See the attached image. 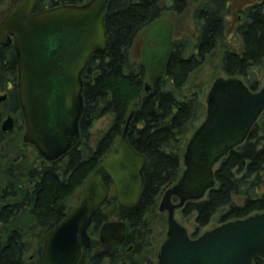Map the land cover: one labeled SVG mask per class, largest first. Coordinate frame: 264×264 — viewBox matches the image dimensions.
Wrapping results in <instances>:
<instances>
[{
  "label": "trees",
  "instance_id": "1",
  "mask_svg": "<svg viewBox=\"0 0 264 264\" xmlns=\"http://www.w3.org/2000/svg\"><path fill=\"white\" fill-rule=\"evenodd\" d=\"M86 1L39 0L35 10ZM160 2L111 0L105 20L107 49L103 55L91 57L82 75L80 129L84 136L61 159L42 167L33 177L32 187L0 204V264H40L45 235L72 210L66 200L84 188L100 162L118 145L131 112L126 138L146 158L142 192L130 208L119 205L114 192L108 195L87 229L90 246L81 264H157L151 236L155 225L163 232L166 223L158 203L164 191L179 179L186 143L205 115L199 89L193 92L186 86L220 40L230 0H208L196 10L195 17L202 21L197 43L174 39L163 78L146 92L147 73L139 60L131 59L129 49L151 22L161 18L165 7ZM185 7L186 0H172L174 12L180 13ZM237 31L241 52L226 50L221 68L227 77H238L251 91H257L261 83L254 68L264 67L262 6L249 9ZM106 115L112 116L108 129L90 146L86 131ZM214 179L215 187L203 199L187 202L179 209L192 229L191 238L198 237L218 213L220 225L264 212V112L246 140L216 165ZM102 180L108 190L112 189L105 173ZM110 218L127 226L120 245L105 246L98 240L100 227ZM26 219H31V224L25 229ZM28 249H34L35 255L26 257ZM252 264H264V260L256 258Z\"/></svg>",
  "mask_w": 264,
  "mask_h": 264
},
{
  "label": "water",
  "instance_id": "2",
  "mask_svg": "<svg viewBox=\"0 0 264 264\" xmlns=\"http://www.w3.org/2000/svg\"><path fill=\"white\" fill-rule=\"evenodd\" d=\"M39 0H19L0 24V44L13 37L17 59L18 98L26 122L24 142L32 144L43 160L62 158L80 138L84 104L83 81L88 62L103 55L108 40L105 20L111 0H88L33 12ZM173 23L156 19L143 31L139 61L145 69L148 92L163 78L173 52ZM264 112V83L251 91L238 77L217 78L205 100V115L190 135L183 170L158 203L166 213V238L157 264H252L264 260V212L229 221L191 238L175 218L187 202L198 201L215 187L219 161L241 145ZM128 116L116 148L100 162L82 189L76 206L44 237L40 264H81L90 246L87 229L108 198L102 174L111 181L119 205L130 208L143 188L144 155L126 138ZM176 199V202L173 201ZM127 226L122 221L102 224V245H120Z\"/></svg>",
  "mask_w": 264,
  "mask_h": 264
},
{
  "label": "rangeland",
  "instance_id": "3",
  "mask_svg": "<svg viewBox=\"0 0 264 264\" xmlns=\"http://www.w3.org/2000/svg\"><path fill=\"white\" fill-rule=\"evenodd\" d=\"M8 1V0H7ZM255 0H230L227 11L224 16V29L221 35L220 40L217 42L216 46L205 55L200 65L197 67L196 70L191 74V77L187 83L186 89L193 90V92L198 91L196 88L199 89V94L202 100V103L205 105L206 95L208 90L214 80L217 78H227V76L222 71V59L224 52L226 50H234L238 53L241 52V38L237 31V28L245 21V20H238L239 9L244 7V5L254 2ZM260 1V0H257ZM208 0H186V7L185 9L180 12L176 13L171 9L172 7V0H161L160 4L165 7V10L161 14L162 19H167L173 23L174 26V34L173 37L177 42H183L188 40L191 42L192 45L197 43L199 37V28L202 24L200 19L195 17L196 10L202 8ZM264 10V7L262 8ZM141 39L142 34L138 35L135 39L134 43L129 49V55L131 59L139 60V50L141 46ZM256 72H258V78L260 80L261 85L264 83V67H256L254 68ZM195 86V87H194ZM185 92V91H184ZM203 120V118H202ZM112 121L111 115H106L100 118L99 120L93 122L92 126L89 129V145L93 146L94 143L99 139V137L105 132L110 123ZM200 121L197 123V126L200 124ZM119 142V140H118ZM118 144V143H117ZM20 147L21 141L19 143L14 144L12 147L13 149L9 150L7 153V157L5 158L6 162L3 168H8L11 163V157H16V160L13 163H17L20 156ZM82 189L76 191L72 194L67 200L66 205L69 209H73L80 197ZM114 191L110 189L109 193L112 194ZM162 217L166 220V213H161ZM219 213L214 215L210 221V223L204 227L199 235L202 233L209 231L217 226H219L218 218ZM22 218H25L23 216ZM176 220L181 223L188 233L191 232V227L189 222L183 220L179 214V210L175 212ZM109 221H117L115 218H110ZM157 222V221H156ZM31 224V219H26L23 227L28 228ZM167 232V225L165 223V228L163 232L160 231L157 225L154 226L153 234L151 236V241L154 244V248L156 249V257L159 250L160 245L166 238ZM35 255L34 249H28L25 253L26 257ZM104 264H107L105 262Z\"/></svg>",
  "mask_w": 264,
  "mask_h": 264
},
{
  "label": "flooded vegetation",
  "instance_id": "4",
  "mask_svg": "<svg viewBox=\"0 0 264 264\" xmlns=\"http://www.w3.org/2000/svg\"><path fill=\"white\" fill-rule=\"evenodd\" d=\"M18 1L19 0H0V24ZM263 4L264 0H255L252 3L244 5V7L238 10L239 13H241V15L237 17L238 20L242 18V20L246 21L248 10L258 6H262L263 8ZM33 12L38 11L34 9ZM245 21L243 23H245ZM8 38L10 40L8 44H0V204H3L6 199L19 197L21 192L32 187V179L41 171L42 167L59 160L57 159L52 162L43 160L32 144L23 141V137L26 133V122L18 98L17 59L13 37L8 35ZM79 133L80 141L84 136L80 129V121ZM85 134L90 135L89 130L86 131ZM20 141L21 147L18 162L13 163L16 157H11L9 167L4 169L3 166L6 162L5 158L7 157L8 151L13 149L12 147L14 144ZM110 189L111 188H109L108 191H110Z\"/></svg>",
  "mask_w": 264,
  "mask_h": 264
}]
</instances>
